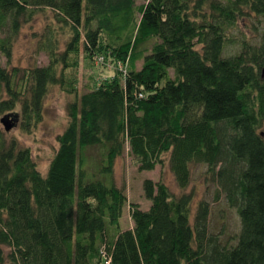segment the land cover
Wrapping results in <instances>:
<instances>
[{"label": "trees", "instance_id": "1", "mask_svg": "<svg viewBox=\"0 0 264 264\" xmlns=\"http://www.w3.org/2000/svg\"><path fill=\"white\" fill-rule=\"evenodd\" d=\"M47 10V62L12 65ZM254 18L252 38L238 29ZM0 54V264H264V0H0ZM82 56L122 70L80 92ZM55 85L67 121L43 174L1 119L30 132ZM125 148L139 170L167 154L181 189L144 179L150 205H130L128 228L113 177ZM194 165L236 231L223 214L212 228V202L185 191Z\"/></svg>", "mask_w": 264, "mask_h": 264}, {"label": "rangeland", "instance_id": "2", "mask_svg": "<svg viewBox=\"0 0 264 264\" xmlns=\"http://www.w3.org/2000/svg\"><path fill=\"white\" fill-rule=\"evenodd\" d=\"M49 17H51L49 10L46 12L39 11L29 23L23 25L13 45L10 59L12 65L28 66L32 63L43 64L47 62L45 53L37 49V40L38 33L42 30ZM247 22V24H241L238 30L253 38L255 35L253 25L258 22L255 18L253 21L248 20ZM235 48V46H229L226 52H234ZM5 62L6 58L0 54V63L4 64ZM139 66L140 63L137 62V67ZM121 70L122 65L119 63L115 66L114 63L99 57L89 61L82 56L79 59L77 70L79 91H83L86 85L99 82L116 71L121 72ZM68 100V95L59 86H52L44 101L42 120L30 132H25L21 129L18 122L14 126L12 125L9 130L4 131L7 138L16 137L23 145L29 147L32 158L43 174L46 172L48 162L57 147L56 136L65 127L67 121L65 105ZM94 150L91 149L89 151L96 157L97 152ZM204 170V165H194L192 167L191 180L185 191H193L194 203L199 199H207L212 202L210 221L212 228L216 229L220 226L218 220L220 214H223L229 230L236 231L238 229V219L234 208L228 207L222 199L218 202L212 200L215 187L213 183L206 181ZM113 177L119 186L124 187V192L127 196V202L124 205L121 217L122 228L132 227L133 225L130 217V205L132 203H136L144 210L150 205V200L145 197L143 192L144 179L150 178L154 181L161 179L172 191L178 193L181 190L177 186L173 173L169 168L167 154H165L161 165L157 164L152 170H139L138 162L125 148L122 155L115 160Z\"/></svg>", "mask_w": 264, "mask_h": 264}, {"label": "water", "instance_id": "3", "mask_svg": "<svg viewBox=\"0 0 264 264\" xmlns=\"http://www.w3.org/2000/svg\"><path fill=\"white\" fill-rule=\"evenodd\" d=\"M261 75L264 77V67L262 68V71H261ZM1 122L3 123L4 125V129L7 131L11 128L12 124H10L9 122H7L5 119H1ZM263 223H264V216H263Z\"/></svg>", "mask_w": 264, "mask_h": 264}, {"label": "built area", "instance_id": "4", "mask_svg": "<svg viewBox=\"0 0 264 264\" xmlns=\"http://www.w3.org/2000/svg\"><path fill=\"white\" fill-rule=\"evenodd\" d=\"M99 58H101V57H99Z\"/></svg>", "mask_w": 264, "mask_h": 264}]
</instances>
